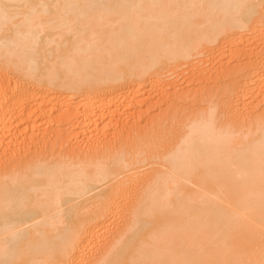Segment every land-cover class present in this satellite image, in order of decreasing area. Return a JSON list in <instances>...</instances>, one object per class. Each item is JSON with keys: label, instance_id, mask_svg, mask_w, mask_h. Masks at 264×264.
Instances as JSON below:
<instances>
[{"label": "bare ground", "instance_id": "6f19581e", "mask_svg": "<svg viewBox=\"0 0 264 264\" xmlns=\"http://www.w3.org/2000/svg\"><path fill=\"white\" fill-rule=\"evenodd\" d=\"M231 33L222 88L158 91ZM153 78L172 123L87 137ZM0 264H264V0H0Z\"/></svg>", "mask_w": 264, "mask_h": 264}, {"label": "rangeland", "instance_id": "374dc122", "mask_svg": "<svg viewBox=\"0 0 264 264\" xmlns=\"http://www.w3.org/2000/svg\"><path fill=\"white\" fill-rule=\"evenodd\" d=\"M235 33V32H234ZM229 34V35H226V36H222L220 39L222 40V41H220V39H219V41H217L218 42V44H217V42H215V44H207L206 46L207 47H205L204 48V50H203V54H200V55H197V56H194L192 59H190V60H184L183 62L185 63H182V65H180V67H178V66H175L174 65V67H175V71H174V69H173V71L169 74H167V81L166 80H164L162 83H164V84H161V88L159 87V90H158V87L156 86L157 84L155 83V81H154V78H153V81H154V83L153 84H155V86L152 84V79H151V81L150 80H148L146 83H142V84H134V85H136L137 87H136V91L137 92H139L140 91V89L142 90V92H145V95L147 96V98H150L149 99V102L147 103V105L146 106H141L142 108H140L137 104H133V106L132 105H130L128 108H130V109H128V111H127V108H125V107H123V108H125V109H123V108H119L120 110V112H119V114H117V116H115L114 118H113V120L111 119V118H109V119H107V118H105L104 119V121L103 120H101V122L98 124V122H97V125L96 124H94V127H91L90 129H92V131H90L89 130V132H87V137H91L90 139L92 140H94V141H96L97 139H98V141H99V139H102L103 137L102 136H104L103 135V133L105 134V131L106 132H108V134L110 135H114V132H116L117 131V129L119 130V129H121L122 127L124 128V126H127L128 127V125H130L129 123L131 122V124L133 123L134 124V130L135 131H138V130H142V129H145L146 127H147V125H149V124H154V126L156 125L157 127L159 126V125H161L162 124V122H171L172 123V121L171 120H173L174 119V117L177 115V112L178 111H176V110H171V112L170 113H168L167 111H169L168 109H167V107H166V105L165 104H163V103H160L161 105H162V107H161V105L158 107H154L153 105L161 98L160 97V93L159 92H161V93H163L164 91H171V88L172 87H177V90L176 89H174L175 91H176V94L178 95V98H180V97H183L184 96V94H187V93H193V92H195L196 90H202V92H204V93H206V94H208V89H210V88H208L207 86H206V84H207V82L208 81H214L215 79H214V77L216 78V75H217V73L216 72H214L213 73V71H214V69L215 68H218L221 64H227V65H229V68H228V72H227V74L229 73H233L234 71H235V66H243L246 62H245V60H244V58L243 57H241V58H238L237 60H236V62H235V58L234 59H231L230 60V62H227V61H229V60H227V56L226 55H228V52L230 51H232V48L230 49V47H233V50L236 48V46H233V44H232V42L236 39V35L235 34ZM246 40V39H245ZM252 42V41H251ZM231 44V45H230ZM251 44V43H250ZM214 45V46H213ZM247 45V44H246ZM252 46V48L253 49H255V51H257V49L260 47V45H261V48H262V41H260L259 39H255L253 42H252V44H251ZM241 47H244V45L243 46H241ZM240 47V48H241ZM250 48V47H249ZM242 49V48H241ZM253 49H252V51H253ZM259 50H260V48H259ZM214 51V52H213ZM227 51V52H226ZM235 52V51H234ZM233 52V53H234ZM232 53V54H233ZM222 54H223V56H224V54H226L225 56H224V58H223V60H222ZM202 55V56H201ZM212 57H211V56ZM220 55V56H219ZM219 56V57H218ZM234 57H235V55H233ZM217 57H218V59H217ZM226 58V59H225ZM237 58V57H236ZM192 60V61H191ZM233 60V61H232ZM188 61H190L189 63H188ZM182 62V61H181ZM222 62H224V63H222ZM192 63V64H191ZM201 63V64H200ZM190 64V65H189ZM199 64V65H198ZM182 66V67H181ZM173 67V68H174ZM176 67H178V68H176ZM178 69V70H177ZM171 70H172V68H171ZM200 72H199V71ZM176 72V73H175ZM195 74H194V73ZM198 72V73H197ZM216 73V74H215ZM228 74V75H229ZM223 76H225V74L223 75ZM222 76V78H224ZM169 77V78H168ZM229 77V76H228ZM218 78V77H217ZM220 78H221V76L219 77V79H216L215 81L217 82V81H219V86L221 87L222 85H220V82H221V80H223V79H221L220 80ZM225 78H226V76H225ZM224 78V79H225ZM211 79V80H210ZM214 79V80H213ZM229 79H230V77H229ZM245 78H242V81L244 80ZM226 80H228L227 78H226ZM150 81V82H149ZM230 81V83L232 82L231 80H228L227 82H229ZM226 82V83H227ZM147 83H148V85H147ZM151 83V84H150ZM166 83V84H165ZM229 83V84H230ZM233 83V82H232ZM231 83V85H233ZM171 84V85H170ZM217 84V83H216ZM152 87H151V86ZM162 86H163V89H162ZM169 86V87H168ZM216 87H217V85H215ZM214 86V87H215ZM230 86V85H229ZM154 87V88H153ZM157 89H156V88ZM165 87V88H164ZM209 87H211V86H209ZM214 87H213V85H212V89H214ZM166 88H169V89H166ZM218 88V87H217ZM217 88H215V89H217ZM222 88V87H221ZM229 88V90H228V94L229 95H231L233 92H234V90H233V92H231V88L232 89H234V87H228ZM160 89H162L161 91H160ZM164 89H166V90H164ZM211 89V90H212ZM157 90L159 91V92H157ZM164 90V91H163ZM172 90H173V88H172ZM195 90V91H194ZM219 90V89H218ZM193 91V92H192ZM214 91V90H213ZM211 92V91H210ZM253 92H254V90H253ZM252 92V93H253ZM141 93V92H140ZM160 95H159V94ZM255 93L256 92H254V96H253V98L251 97L250 99H251V101L252 100H254V102H253V104H252V107H254V106H256L257 105V100H255V99H257V95H256V98H255ZM176 94H174V95H176ZM206 94H204L205 96H206ZM219 94V91H216L215 92V94L214 95H212V98H213V101L211 102V104L212 103H214V105H220L219 103H220V101L219 100H221L220 99V97H218L217 95ZM221 94V93H220ZM138 95V94H137ZM142 94H140V95H138V97L140 98V96H141ZM203 94L201 95V97H205ZM250 96H251V92H250V94H249ZM248 95V96H249ZM145 96V97H146ZM162 96V95H161ZM249 96V97H250ZM160 97V98H159ZM177 98V97H176ZM206 99V98H205ZM204 99V100H205ZM214 100H215V102H214ZM201 101H203V99L201 100ZM200 101V102H201ZM126 104V103H125ZM204 104H205V107H206V103H204V101H203V103H202V105H196L195 107H194V111H195V113L196 112H198V110H199V108H200V106L201 107H203V108H205L204 107ZM124 105V104H123ZM127 105V104H126ZM217 105V106H218ZM137 107V108H136ZM153 107H154V109H153ZM157 108H159V110L157 109ZM153 109V110H152ZM200 109H202V108H200ZM134 110V111H133ZM138 111H140V112H142V114L144 115V117H142V118H140V119H138V117H139V115L136 113V112H138ZM192 111V110H191ZM259 111H261V110H258L257 112H259ZM123 113V114H122ZM242 113V112H241ZM247 113V112H246ZM135 114H137V117H134L133 118V120H136L137 119V121L135 122H133V120L131 121L130 119L132 118V115H135ZM250 114V113H249ZM261 114V113H260ZM222 115H224V114H222ZM259 115V113L257 114V116ZM179 116V115H178ZM177 116V117H178ZM130 118V119H129ZM173 118V119H172ZM179 118V117H178ZM256 119L255 120H257V119H259V117L257 118V117H255ZM262 118V117H261ZM111 119V120H110ZM176 119V118H175ZM106 120V121H105ZM113 121V122H112ZM222 122H223V124L226 122V124H228L229 122H228V119L226 118V116L224 115L223 116V118H222ZM117 123H119L118 125H117ZM166 124V123H165ZM68 125H70V124H68ZM73 126H76L75 125V123H73L72 124ZM72 125H70V126H66V128H67V132L69 133L70 132V134H71V132H72V136L74 135V137H75V133L78 131V129H77V131H75V127L73 128V126ZM96 125V126H95ZM102 125V126H101ZM104 125V126H103ZM108 125V126H107ZM72 126V127H71ZM77 127V126H76ZM103 127V128H102ZM105 127V128H104ZM108 127V128H107ZM122 128V129H123ZM61 129H64V128H61ZM71 129V130H70ZM91 132H92V134H91ZM78 134V133H77ZM88 134L90 135V136H88ZM79 135V134H78ZM71 136V135H70ZM74 137H73V140H74ZM110 138V137H109ZM78 140H81V138L79 137V139ZM82 140H83V138H82ZM92 140V141H93ZM84 141V140H83ZM6 148V147H5ZM59 150H61V148H59ZM60 153H58L57 155H59ZM62 154H64V153H62ZM62 154H60V155H62ZM135 193V192H134ZM135 195V194H134ZM129 200H130V198H129ZM125 202L124 203H126V202H128V200H124ZM122 203V205H123V201L121 202ZM121 212H120V214L112 221V223L113 224H115L116 225V227L119 225L120 226V224H121V222H122V218L124 217V215L126 214V213H124V211H122V210H120ZM121 215V216H120ZM123 215V216H122ZM120 217V218H119ZM118 218V219H117ZM117 223H118V225H117ZM108 224V223H107ZM113 224H111V221L109 222V226L108 225H106L107 226V228H108V230L106 229V230H103L102 231V233L101 234H99L100 235V237H101V239H100V241L98 240V242H97V244H95L96 245V248H95V246H94V248H92L91 250H92V252L94 253L95 251H96V253H94V255H96V257H99L101 254H100V252H98V251H102V250H100L101 248H100V245L102 246L103 245V238H107V237H110L116 230V227H114L113 226ZM110 226H111V228H110ZM110 228V229H109ZM114 231V232H113ZM111 233V234H110ZM100 248V249H99ZM97 259V258H96Z\"/></svg>", "mask_w": 264, "mask_h": 264}]
</instances>
